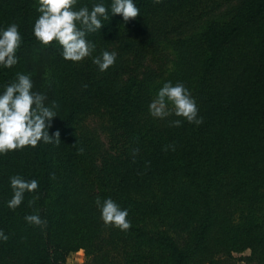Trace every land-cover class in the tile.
Segmentation results:
<instances>
[{
	"label": "trees",
	"instance_id": "16d2710c",
	"mask_svg": "<svg viewBox=\"0 0 264 264\" xmlns=\"http://www.w3.org/2000/svg\"><path fill=\"white\" fill-rule=\"evenodd\" d=\"M193 1L134 0L140 15L128 22L110 14L88 36L94 56L117 53L100 72L91 58L73 63L58 44L35 39L38 0H0V28L16 23L23 38L18 63L0 66V93L16 73L30 75L33 90L59 105L49 134L59 130L61 141L0 155V230L9 237L0 264H62L80 250L85 264H264V0H239L226 19L173 38L164 76L148 58L174 32L169 19ZM99 2L111 0L79 6ZM168 81L190 90L202 125L147 116ZM91 113L106 119L105 143L76 135ZM170 144L176 150L164 151ZM17 174L40 188L13 211ZM97 197L127 209L131 229L106 227ZM28 214L46 219V229L29 225Z\"/></svg>",
	"mask_w": 264,
	"mask_h": 264
},
{
	"label": "clouds",
	"instance_id": "9594fccd",
	"mask_svg": "<svg viewBox=\"0 0 264 264\" xmlns=\"http://www.w3.org/2000/svg\"><path fill=\"white\" fill-rule=\"evenodd\" d=\"M159 4L162 0H153ZM37 11L40 13L35 20L33 35L45 48L58 44L62 48L60 53L65 60L73 63L83 62L91 58L92 63L98 66L100 72L107 71L115 65L117 53L103 50L100 55L94 56L96 44L88 39L90 34L98 32L103 22L111 15L122 16L125 22L134 20L140 15V8L134 0H111L109 5L103 2L79 6V0H38ZM23 38L16 23L6 28H0V66L12 68L18 63V50ZM34 81L28 74L16 73V78L5 85L0 93V155L9 152L22 151L26 147L36 148L39 144L59 145L60 132L49 134L52 120L59 113L56 101L48 103V96L34 91ZM149 113L153 118L168 120L170 127H181L183 121L200 126L204 118L199 116L196 99L190 90L181 82L173 84L165 82L159 88L156 97L149 104ZM175 151L176 145L164 147V151ZM83 148L78 153H83ZM138 149L133 150V157ZM55 179V174L51 175ZM12 197L7 201V207L15 211L25 199L26 193H38L39 181L25 179L21 175L10 177ZM38 195L28 201L32 207ZM100 210L101 220L106 227H114L123 232L131 229V221L127 219V209H122L111 197L95 200ZM25 221L32 226L47 227V220L39 214H28ZM8 235L0 230V240L7 241Z\"/></svg>",
	"mask_w": 264,
	"mask_h": 264
},
{
	"label": "rangeland",
	"instance_id": "374dc122",
	"mask_svg": "<svg viewBox=\"0 0 264 264\" xmlns=\"http://www.w3.org/2000/svg\"><path fill=\"white\" fill-rule=\"evenodd\" d=\"M239 0H195L185 7L180 13L174 15L169 19V28H173L174 32L162 39L156 49L150 54L147 65L153 68H158L164 72V76L172 70V60L175 54L171 48V40L177 36H184L195 31H199L204 24L210 19H226L229 12L236 5ZM159 17V16H158ZM160 22H156L153 26L156 28ZM158 91L153 93V99L156 97ZM147 116L156 122L160 119L153 118L149 111ZM106 119L99 114H89L84 117L76 129V135L79 139L90 134L97 139L98 142H106L105 134ZM81 251V250H80ZM83 255L84 252L82 251ZM79 258V257H78ZM75 261V253H70L65 258L62 264H83V262ZM75 261V262H74ZM237 264H244L239 262Z\"/></svg>",
	"mask_w": 264,
	"mask_h": 264
},
{
	"label": "crops",
	"instance_id": "0c3cea01",
	"mask_svg": "<svg viewBox=\"0 0 264 264\" xmlns=\"http://www.w3.org/2000/svg\"><path fill=\"white\" fill-rule=\"evenodd\" d=\"M73 253H75V261H77V258L79 257L78 258V261L81 260V262H83L84 255H83L82 251H77V252H73Z\"/></svg>",
	"mask_w": 264,
	"mask_h": 264
},
{
	"label": "built area",
	"instance_id": "2783aa9c",
	"mask_svg": "<svg viewBox=\"0 0 264 264\" xmlns=\"http://www.w3.org/2000/svg\"><path fill=\"white\" fill-rule=\"evenodd\" d=\"M83 264H85V263H83Z\"/></svg>",
	"mask_w": 264,
	"mask_h": 264
}]
</instances>
